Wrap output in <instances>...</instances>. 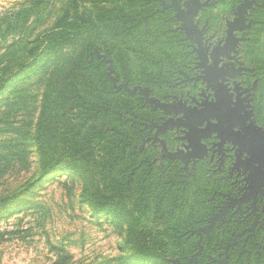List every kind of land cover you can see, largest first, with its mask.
Here are the masks:
<instances>
[{
	"label": "rangeland",
	"instance_id": "rangeland-1",
	"mask_svg": "<svg viewBox=\"0 0 264 264\" xmlns=\"http://www.w3.org/2000/svg\"><path fill=\"white\" fill-rule=\"evenodd\" d=\"M198 1L203 5L200 20L195 18V22L220 38L244 2ZM248 1L251 5L245 8V29L237 32L235 58L238 61L240 57V64L249 68L247 86L253 88L252 103L264 126V0ZM68 2L0 0V264H161L136 257L125 244L134 228L132 214L114 206L101 209L87 200L99 185L98 173L87 158L61 154L69 145L64 137L72 117L65 76L88 37L55 45L34 56L30 50ZM206 4L213 8L206 9ZM260 8L263 10L258 14ZM92 54L107 64V75L117 89L124 90L125 79L113 74L107 56L97 50L89 56ZM191 92L178 88L169 99L155 103L186 102ZM152 111L154 114L145 111L139 116L145 137L141 149L147 157L162 158L173 152L176 142L181 145L180 140L186 141L185 131L172 125L156 134L158 126L177 116L161 108ZM220 227L219 221L213 227L215 238ZM206 253L213 256L209 249ZM231 256V263L252 264L243 256L235 263L239 255L233 251ZM209 257L203 264H209ZM216 258L221 261L220 251ZM170 263L180 264L178 259Z\"/></svg>",
	"mask_w": 264,
	"mask_h": 264
},
{
	"label": "trees",
	"instance_id": "trees-1",
	"mask_svg": "<svg viewBox=\"0 0 264 264\" xmlns=\"http://www.w3.org/2000/svg\"><path fill=\"white\" fill-rule=\"evenodd\" d=\"M82 36L88 41L65 76L72 117L64 137L69 145L61 154L86 157L95 167L99 185L87 200L101 209L120 207L133 215L134 228L125 244L136 257L161 264L173 259L203 264L209 249L213 256L207 262L218 264L216 256L234 227L221 224L217 238L214 229L203 233L200 250L195 233L216 211L214 204L221 198L217 191L222 190L218 176L202 162L190 167L172 156L147 157L141 149L145 137L139 116L154 111L138 91L117 89L107 75V64L95 54L89 56L94 50L104 53L113 74L123 76L130 90L140 87L158 97L173 74L193 59L191 43L179 29L174 11L160 0H69L52 26L39 35L30 55ZM230 251L238 253L240 248ZM241 251L235 263L243 256L252 264H264V241L251 242ZM232 258L226 264H234Z\"/></svg>",
	"mask_w": 264,
	"mask_h": 264
},
{
	"label": "flooded vegetation",
	"instance_id": "flooded-vegetation-1",
	"mask_svg": "<svg viewBox=\"0 0 264 264\" xmlns=\"http://www.w3.org/2000/svg\"><path fill=\"white\" fill-rule=\"evenodd\" d=\"M173 1L170 0V2H164L169 5ZM177 1L182 5L185 0ZM168 7L169 6L165 8ZM205 7L206 9L213 8L211 4H206ZM175 12L176 10L174 11V14ZM244 18L245 20L242 23V29H236L233 32L232 39L235 41L233 51L228 53V58L226 56L220 57V63L218 64V69L225 68L226 70L233 71L232 73L226 72L223 78H218L219 85L224 86L227 91L226 94L222 95V98H228L229 95H231L230 103L226 102L224 108L222 111H219L218 114L221 116L223 115L222 120L224 122V129L226 128V124H231L233 126L230 128L231 132L234 135L240 134L243 138L246 137L245 140L242 139L238 141L239 144L234 145L232 141L227 139V135L222 134L224 141L221 142V139L217 137V133L213 128L209 132H206L205 136L199 135V141L202 145V149L200 150L195 146L190 145L187 138V133L189 132L187 127L174 125L181 127L185 131L184 134L186 141L184 139L180 140L181 145H178L179 142H176V144L173 145V148H175L173 152L167 154V156H172L174 154V158L183 160L189 164L190 167L194 163L197 164L198 162H202L207 166V170H209L211 174H216L218 180L221 181L220 188H222V190L217 191L221 198L214 204L216 211L207 221L208 223L205 226L210 224L212 218L220 214L219 217L215 218L208 233L218 221L220 224L225 225V227H234L235 231L232 232L233 234L230 240L225 242L222 246L223 255L221 261L226 258L225 264L231 255L232 251L229 252L230 249L239 247L240 251L236 253L239 255L243 252L241 249L244 250L245 247H249L251 242L259 243V241H264V175L260 173V171L264 170V165L259 166L256 163L257 158L255 155L250 154V151L254 150L256 142L254 140L255 135L249 131V124L253 123L257 129L262 131H264V126L261 125V122L259 121L260 115L257 113V110L252 103V101L254 102V99L251 98V91L253 88L247 86L248 80L245 77L249 76V68L240 64V57L238 61H236L237 59L235 58L239 44L236 39L237 32L244 31L246 16H244ZM198 20L200 19L198 18ZM193 21L197 25V29L202 30L204 52L207 51L208 54H210L217 46L222 47L225 44L227 30L229 29V25L233 23H229L228 29H226V34L222 35L220 38L217 36L214 37L215 34L209 32L208 28H203V25L199 27V22H195V18ZM234 22H236V20ZM177 23L180 27V22L177 21ZM189 42L191 43L189 53L193 55V59L184 64L182 69H178L177 73L173 74L176 76H173L174 79L170 81L171 84L167 86L158 97L151 96L146 91L148 98L154 99L152 104H150L143 95L144 101L148 103V107L151 110H157L160 108L156 107L157 103H155V101H165L166 99H169L168 96L177 91L178 88H184L185 90V87L189 89V92L192 91L186 95V102L181 100L175 104L167 102L165 105L169 104L171 106H178V104L181 103L186 108L200 110L205 103H217L215 98L216 94L213 91L214 86H211L207 81L202 79L203 76L207 75V72L199 67L202 60L195 51L196 45L191 41ZM212 63L213 61L208 58L207 65H212ZM179 91L182 92L181 90ZM239 99L241 100V103L238 101ZM145 105L147 106V104ZM166 112H171L177 116L176 119L170 118L175 122L179 119H184V116L182 114H176L173 108H170ZM169 120L166 123H168ZM209 121L211 123H217L215 118H210ZM172 125L173 124H170L169 127L162 128L159 131L158 128L163 126H158L155 133L158 134L162 131H166L171 128ZM197 127L205 129L206 121H203L200 125H197ZM160 143L161 141L157 142V144ZM241 147L242 150H240ZM261 149L264 150V144ZM251 157L254 160L251 163H248L247 160ZM258 160H260V158H258ZM260 162H264V152ZM253 167H255L256 170L252 169ZM220 262H218V264Z\"/></svg>",
	"mask_w": 264,
	"mask_h": 264
},
{
	"label": "water",
	"instance_id": "water-1",
	"mask_svg": "<svg viewBox=\"0 0 264 264\" xmlns=\"http://www.w3.org/2000/svg\"><path fill=\"white\" fill-rule=\"evenodd\" d=\"M161 4L164 7H172L176 10L174 17L175 19L180 22L179 29L183 31L185 38L191 42H193L196 45L195 51L201 58L202 62L199 64V67L203 68L207 75L203 76L202 79L204 81H207L211 86H214L213 91L215 92L217 103H205L203 108L200 110L197 109H190L186 108L183 104L179 103L178 106H171V105H161L159 103L156 104V107L163 108L164 110H169L170 108L174 109V112L176 114H182L184 116V119H179L178 121H174L172 119L169 120L168 123H166L163 127H159L158 131L162 128L169 127L170 124L173 125H182L184 127H187L189 129V132L187 133V138L189 140L190 145L195 146L197 149H202V145L199 141V135L205 136L206 132H209L213 128L215 129V132L217 133V137L221 139V142L224 141V138L222 134L227 135V139L229 141H232L234 145L239 144L238 141L244 139L240 134L234 135L230 128L233 126L231 124H226V128H223V115H219V111H222L224 108L226 102L230 103L231 95H229L228 98H222V95L226 94L227 91L225 90V87L222 85H219L218 78H223V76L228 73H232L233 71L224 69H218V64L220 63V57L226 56L229 57L228 53L232 52L234 49L235 41H233V32L236 29H242V23L244 22L245 18V8L249 7L251 3L248 0H244L243 3H241L237 7L236 12V22H233L229 25V29L227 30V36L225 39V44L220 47L217 46L214 48V50L208 54V52H204L203 47V40H202V30L197 29V25L194 23L193 19L196 16L197 12L199 11V8L201 7V3L198 0H185L182 5L177 0H174L171 4L167 5L164 1L160 0ZM208 58H210L213 63L212 65H207ZM125 90L131 93H135L138 91L140 94L144 95L145 99L152 104L154 102V99L148 98V94L146 91H144L142 88L137 87L132 90H130L127 86H124ZM239 98V97H238ZM241 103V100H238ZM247 115V114H246ZM210 118H215L217 120V123H211L209 121ZM203 121H206V127L205 129H200L197 127V125H200ZM232 126V127H231ZM249 131L252 132V134L255 135V142L256 146L253 151H250V154L255 155L257 158L256 163L259 166H263L264 162L261 161V157H263L262 145L264 144V131L257 129L253 123L249 124ZM242 150V147L241 149ZM260 158V160H258ZM254 159L251 157L247 160L248 163H251ZM252 167V166H251ZM252 169L256 170L255 167ZM264 175V170L260 171ZM220 214H218L216 217H219ZM212 218L210 224L207 226L198 229L195 231L197 235H199V250L201 249V238L202 233H208L210 228L212 227L215 218ZM194 258V257H193ZM226 258H224L219 264H225Z\"/></svg>",
	"mask_w": 264,
	"mask_h": 264
},
{
	"label": "crops",
	"instance_id": "crops-1",
	"mask_svg": "<svg viewBox=\"0 0 264 264\" xmlns=\"http://www.w3.org/2000/svg\"><path fill=\"white\" fill-rule=\"evenodd\" d=\"M163 1V0H162ZM203 5V4H202ZM202 5H201V7H202ZM200 7V8H201ZM172 8V7H171ZM200 8H199V11L197 12V14H196V16L194 17V18H196L197 20H198V18H199V15H200ZM206 8V7H205ZM174 10V9H173ZM194 20V19H193Z\"/></svg>",
	"mask_w": 264,
	"mask_h": 264
}]
</instances>
